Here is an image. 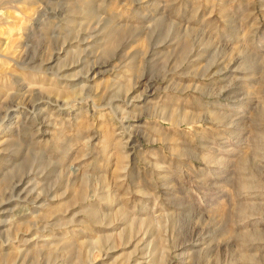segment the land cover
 <instances>
[{
    "label": "rangeland",
    "instance_id": "obj_1",
    "mask_svg": "<svg viewBox=\"0 0 264 264\" xmlns=\"http://www.w3.org/2000/svg\"><path fill=\"white\" fill-rule=\"evenodd\" d=\"M0 88V264H264V0H0Z\"/></svg>",
    "mask_w": 264,
    "mask_h": 264
},
{
    "label": "bare ground",
    "instance_id": "obj_2",
    "mask_svg": "<svg viewBox=\"0 0 264 264\" xmlns=\"http://www.w3.org/2000/svg\"><path fill=\"white\" fill-rule=\"evenodd\" d=\"M130 89V88H129ZM3 90H1V88H0V93L2 92ZM178 122V121H177ZM175 123V122H174ZM0 197H1V191H0ZM252 239V238H251Z\"/></svg>",
    "mask_w": 264,
    "mask_h": 264
}]
</instances>
